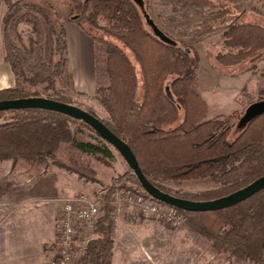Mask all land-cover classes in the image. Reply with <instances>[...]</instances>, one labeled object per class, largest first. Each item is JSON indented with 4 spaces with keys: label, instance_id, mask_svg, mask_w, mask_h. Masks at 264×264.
Instances as JSON below:
<instances>
[{
    "label": "trees",
    "instance_id": "trees-1",
    "mask_svg": "<svg viewBox=\"0 0 264 264\" xmlns=\"http://www.w3.org/2000/svg\"><path fill=\"white\" fill-rule=\"evenodd\" d=\"M67 1L63 15L48 0H4L3 61L13 73L14 85L0 89V101L47 97L82 108L58 87L67 79L71 93L100 105L105 119L83 109L128 145L145 177L162 192L181 199H218L264 176V114L229 140L231 125L220 117H208L209 106L197 90L198 42L219 33L215 59L223 67L237 66L264 51V24L241 20L242 0H143L145 12L175 41L174 46L151 32L133 0ZM66 21H73L95 43L92 96L75 91L67 69ZM21 23L31 28L27 43L18 30ZM83 129L93 141L75 136ZM63 143L113 168L114 147L87 123L40 108L0 111V160L21 159L34 175L33 184L18 195L21 200L56 192L57 176L46 171L49 165L78 175L93 172L74 155L60 159L57 152ZM199 180L208 188L185 191L169 185ZM115 190L149 197L127 165L98 198L95 236L69 264H111L115 218L108 200ZM171 207L187 230L208 240L212 251L264 264V189L213 211Z\"/></svg>",
    "mask_w": 264,
    "mask_h": 264
},
{
    "label": "rangeland",
    "instance_id": "rangeland-1",
    "mask_svg": "<svg viewBox=\"0 0 264 264\" xmlns=\"http://www.w3.org/2000/svg\"><path fill=\"white\" fill-rule=\"evenodd\" d=\"M48 1L63 15L67 13V0ZM242 2L245 11L241 20L264 24V0ZM1 9L6 10L4 0H0ZM18 30L27 43L30 25L21 23ZM219 35H212L195 45L198 53L195 63L197 90L209 106L208 117H220L231 125L228 138L232 140L240 130L238 122L246 107L264 99V51L237 66H220L215 59L220 49ZM67 83L68 80L64 79L58 87L71 95L75 104L93 110L101 119L106 118L95 100L71 93ZM71 127L75 129L76 125L71 124ZM75 136L93 141L92 134L84 129ZM70 155L76 156L81 165L92 168L93 172L84 170L78 175L49 165L46 171L57 176L56 192L48 197L28 200H21L18 195L33 184L34 175L27 171L21 159L0 160V264H49L57 246L64 200L85 196L97 202L113 178L122 176L127 170L125 161L115 150L113 168L76 152L68 144H61L57 156L68 160ZM201 181L169 185L177 190L196 191L207 187V184L202 187ZM111 207L115 218L111 264H258L212 251L207 239L187 230L183 218L180 222L168 221L161 215L143 213L127 204L121 205L119 211L116 206Z\"/></svg>",
    "mask_w": 264,
    "mask_h": 264
},
{
    "label": "water",
    "instance_id": "water-1",
    "mask_svg": "<svg viewBox=\"0 0 264 264\" xmlns=\"http://www.w3.org/2000/svg\"><path fill=\"white\" fill-rule=\"evenodd\" d=\"M143 13L145 23L151 32L164 43L175 45V41L163 33L150 18L144 10L143 0H133ZM167 96L173 100L171 93L166 88ZM27 108H40L51 111L60 112L71 116L72 118L79 119L90 125L107 143L112 145L114 149L125 160L130 169L133 170L138 181L145 192L152 198L160 202L181 208L187 211H213L237 204L246 198L252 196L256 192L264 189V176L250 183L249 185L229 194L224 197L210 200V201H190L171 196L162 192L155 187L141 171L135 155L128 147V145L116 136L98 117L88 113L83 108L76 105L63 103L47 97H29L22 99H11L0 101V111L8 109H27ZM264 114V99L250 103L243 115L240 117L238 127L242 128L248 125L254 118Z\"/></svg>",
    "mask_w": 264,
    "mask_h": 264
},
{
    "label": "built area",
    "instance_id": "built-area-1",
    "mask_svg": "<svg viewBox=\"0 0 264 264\" xmlns=\"http://www.w3.org/2000/svg\"><path fill=\"white\" fill-rule=\"evenodd\" d=\"M109 202L120 210L127 204L143 213L161 215L168 221L180 222L182 217L168 205L159 204L154 198L134 192L115 190ZM58 223V241L54 256L49 264H69L81 252L97 230L99 206L95 200L85 196L69 197L64 200Z\"/></svg>",
    "mask_w": 264,
    "mask_h": 264
},
{
    "label": "crops",
    "instance_id": "crops-1",
    "mask_svg": "<svg viewBox=\"0 0 264 264\" xmlns=\"http://www.w3.org/2000/svg\"><path fill=\"white\" fill-rule=\"evenodd\" d=\"M5 10H0V89L14 85V76L3 61L1 21ZM68 59L67 69L72 75L75 90L92 96L95 93V43L73 21L64 23Z\"/></svg>",
    "mask_w": 264,
    "mask_h": 264
}]
</instances>
